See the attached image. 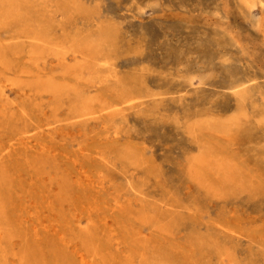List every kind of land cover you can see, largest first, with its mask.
Listing matches in <instances>:
<instances>
[{
    "label": "rangeland",
    "instance_id": "1",
    "mask_svg": "<svg viewBox=\"0 0 264 264\" xmlns=\"http://www.w3.org/2000/svg\"><path fill=\"white\" fill-rule=\"evenodd\" d=\"M0 264H264V0H0Z\"/></svg>",
    "mask_w": 264,
    "mask_h": 264
},
{
    "label": "bare ground",
    "instance_id": "2",
    "mask_svg": "<svg viewBox=\"0 0 264 264\" xmlns=\"http://www.w3.org/2000/svg\"><path fill=\"white\" fill-rule=\"evenodd\" d=\"M3 93V92H2ZM199 159V158H198ZM200 159H201V157H200ZM200 161V160H199ZM205 162V161H204ZM203 164V163H202ZM200 166V165H199Z\"/></svg>",
    "mask_w": 264,
    "mask_h": 264
}]
</instances>
